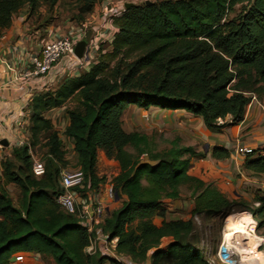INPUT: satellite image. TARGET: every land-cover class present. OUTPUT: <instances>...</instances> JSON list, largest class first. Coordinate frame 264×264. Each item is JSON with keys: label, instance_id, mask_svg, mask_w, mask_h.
I'll return each instance as SVG.
<instances>
[{"label": "trees", "instance_id": "16d2710c", "mask_svg": "<svg viewBox=\"0 0 264 264\" xmlns=\"http://www.w3.org/2000/svg\"><path fill=\"white\" fill-rule=\"evenodd\" d=\"M59 1L0 0V30L10 27L24 6L32 13L41 5L52 10ZM96 2L76 0V18L91 14ZM113 24L110 50L98 46L88 71L31 101L29 146L45 141L49 161L44 176L31 174L27 146L11 154H26L21 162L27 173L21 168L13 172L11 159L1 164L0 264H9L18 253L38 255L52 264H118L98 253L86 254L94 234L55 203L60 194L57 177L67 163L46 114L73 100L77 107L66 111L63 136L72 144L84 176L80 192L96 191L104 182L95 175L97 150L119 167L111 183L115 196L124 200L99 227L111 250L136 264H209L198 248L205 242L196 235L193 218L218 215L229 208L228 199L205 183L206 173L191 174L190 159L197 156L193 149L174 142L169 150L156 152L146 135L122 130L121 115L133 105L145 111L183 110L200 117L208 130H221L217 121L227 116L232 123L240 122L250 95L264 96V0H161L125 9ZM210 157L221 161L230 155L214 148ZM243 161L247 171L264 174V149L251 151ZM186 183H194L191 219L165 221L164 201L178 200L179 188ZM9 184L19 190L18 206L6 190ZM253 203L257 207L250 215L260 229L264 197H255ZM156 217L162 220L159 225L153 222ZM165 239L170 241L163 246Z\"/></svg>", "mask_w": 264, "mask_h": 264}, {"label": "crops", "instance_id": "0c3cea01", "mask_svg": "<svg viewBox=\"0 0 264 264\" xmlns=\"http://www.w3.org/2000/svg\"><path fill=\"white\" fill-rule=\"evenodd\" d=\"M98 12L97 8L96 10L94 9L93 14H89L84 24L82 23L80 25V27L83 25H86V27L90 26L85 30L86 39L84 41H86V45L87 35L90 33L94 35L95 39L101 38L96 37L98 34L97 30L100 26V21L95 19ZM21 13L19 12L13 18L10 27L0 30V140L4 145L13 143L15 139L22 138L23 132L28 130L30 104L34 97L57 88L65 80L79 76L80 73L88 71L93 65L87 68V60H83V57H80L79 60L82 59L81 63L77 64L73 61H63L56 67L54 72L42 80H37L35 77H24L26 72L33 71L30 62L32 58L38 55L43 45L46 42L61 38L63 34L60 35L59 33L62 31L59 32L52 25L34 28L31 26L30 19L27 18L28 15L25 17L26 15ZM89 19H93V21L89 22ZM78 28H73L72 26L67 27L63 33L64 35H72L74 30ZM84 41H79L78 43ZM100 45L103 46L102 43H99L95 45V48ZM82 52L84 53V49ZM255 98L254 101H250L245 107L244 116L240 122L232 123V119L229 116L223 120H218L217 125L223 127L219 131L208 130L200 117L193 116L183 110L164 111L156 107H150L145 111L133 105L127 106L123 111L121 127L125 133H131L123 127L122 119L124 117L127 119L130 131H132L131 120L134 117L140 119L144 113H156L157 120L160 124L159 127L166 133L176 134L175 141L172 140L170 143L175 142L177 146L179 144L180 147L191 148L196 154L201 152L198 149V147H201L206 158L211 155L214 148L224 149L229 153L230 158L214 161L223 164L228 182L236 184V188L240 190H242L243 186L254 187L253 192L260 191L256 196L264 197V174H254L247 171L244 168L243 161L245 157L244 150L257 152L264 149V96H255ZM65 109L66 106L49 111L46 114V118L47 115L62 113ZM162 117L163 119H161ZM51 122L55 126V123L53 121ZM206 149L207 153H205ZM97 155L98 161L95 164V175L98 178H101L99 171L101 170L102 164H106L104 169L107 166L113 167L115 170L114 176L119 173L118 164L113 160L106 159L102 150H97ZM1 158H4L2 159L3 162L12 158L11 155L9 156L8 149L5 148L3 151H0ZM11 187L17 188L15 185L9 184L6 186V189H10ZM88 195L89 198L100 201L108 213L117 210L124 200L123 198L118 199L115 196L113 201H110L102 190L101 185L96 191L89 192ZM165 221L170 220L165 219ZM165 240L167 243L170 241L169 239ZM31 255L33 254H15L11 257L10 264H39L41 262L40 256L35 255L37 257L34 258ZM259 257V254L254 255L253 259L257 258L260 260ZM126 259L129 261L128 257ZM255 262L259 264V261L255 260ZM105 264L111 263L106 262ZM132 264L136 263L132 262ZM142 264H149V261Z\"/></svg>", "mask_w": 264, "mask_h": 264}, {"label": "rangeland", "instance_id": "374dc122", "mask_svg": "<svg viewBox=\"0 0 264 264\" xmlns=\"http://www.w3.org/2000/svg\"><path fill=\"white\" fill-rule=\"evenodd\" d=\"M161 0H97L96 5L94 9L97 11L100 10V7L102 4L105 5H112L116 6L114 7L115 11L118 13L122 12L123 8H125V5L130 4L133 6H141L145 2H159ZM93 9V11H94ZM24 11V12H23ZM19 12H22L21 14L24 13L26 15L25 17H28L31 21V26L34 28H41V26H53L54 28L58 29L59 33L63 37H68L69 35H64V31L67 29V27H73V28H78L80 25L83 23L85 19L89 17V15L84 17L83 20H79L76 18L77 16V3L76 0H60L57 5L52 9L48 10L47 6L41 5L38 9H36L34 12L30 13L29 8L27 6H24ZM18 12V13H19ZM17 13V14H18ZM16 14V15H17ZM93 14V13H91ZM117 14V13H116ZM15 15V16H16ZM14 16V17H15ZM13 17V18H14ZM97 21H100V26L102 24V21L99 17H95ZM95 20V22H96ZM93 19H89V22H92ZM97 23V22H96ZM97 30V32L100 30ZM90 26L84 25L83 31L85 32L86 29H88ZM61 28V29H60ZM112 31L116 32V29H112L109 33L107 34V37H103L101 40L95 39L94 35H92L89 31V35H87V41L91 42L90 45L88 46V51L84 52L81 56L83 57V60H87L86 62V67L88 68L90 65L94 64V62L97 59L98 55V47L95 48L94 46L96 44L102 43L103 44V52L110 50V42L113 39V33ZM74 33V32H73ZM89 36V37H88ZM86 37V34H85ZM94 37V38H93ZM89 38V39H88ZM58 40V39H56ZM104 41V42H101ZM85 72V71H84ZM81 74V73H80ZM76 100L70 101L67 103L66 109L57 115H47V118L50 119L55 123L54 130L58 134L60 139H64L65 137L63 136V132L66 129V124L68 122L67 117H66V111L75 109L77 107ZM164 111H167L166 109ZM122 116V115H121ZM126 118H128L126 116ZM125 117L122 119L123 122V127L129 131V132H137L140 134H145L149 137L151 146L156 152H164L167 151L171 148V143L170 141L175 139L174 133H166L164 132L160 127H159V121L157 120V114L156 113H144L140 119L137 117H134L131 122H132V131L129 129V124L127 122V119ZM163 119V117L161 118ZM134 123V124H133ZM122 128V127H121ZM46 136H43L45 138ZM43 138H41L43 140ZM65 142L63 143V153H64V159L67 163V166L62 168V169H77L78 167V160L76 158L75 152L71 148V144H67V141L64 140ZM175 141V140H174ZM45 141H41L40 144H37L35 146H30L29 151L27 152V155L29 156L28 165L29 168L31 169V155L34 157H38L41 160L44 161L45 167L48 165L49 157H48V149L44 146ZM178 144V143H177ZM181 144V143H180ZM178 147L180 145L178 144ZM201 152L197 154L195 158L190 159L192 168H191V174H195V171L199 169V166H197L199 163L202 164V168H206V170L200 169L199 173H196V175H201L202 173H206V175L203 176V180L205 183H207L210 186H215L218 187L220 191L224 194V197L228 199L230 206L226 210H223L220 212L218 215L211 217L210 219L207 220H201L200 218L194 217L193 221L196 225L197 228V233L196 235L198 238H200L201 243L205 242V244H200L198 245V248L201 250L203 255L205 256L206 260H209V257L215 256V253L217 250L220 249L222 245V233L224 226L228 224L231 221L238 220L241 216H249L254 223V229L252 230L251 233L248 232L249 235L256 236L259 239H262L260 242L261 246L258 249V254H259V259L257 258L253 259V256H251L248 253V250L246 248H240L236 247L234 243H230L227 245V249H229V253L231 254V264H256L255 260L259 261V264H264V227L257 229V223L255 220L251 217L250 211L253 209H256L257 205L253 203V199L257 197L258 192H253L254 187H249V186H243L245 189L242 188V190L236 188V184H233L232 182H228L226 178V173L224 171V166L221 163H217L214 161L212 158L205 156L204 152L202 151L201 147H198ZM129 152L134 153V151L129 148ZM97 155V154H96ZM105 156V154L103 153ZM26 156V154H22L20 158H16L12 156L11 161L12 165L11 168L13 172L16 173L17 168H21L22 173H27L26 167L24 164L21 162L22 158ZM106 157V156H105ZM188 157V156H185ZM0 159V167L1 164L4 163ZM106 159H109L106 157ZM111 160V159H110ZM98 161V155H97V160ZM95 163V164H96ZM106 164H102L100 172V177L104 179V182L101 184V188L106 193L107 189L112 186L111 180L116 177L114 176L115 170L113 167H106L104 169V166ZM203 168V169H204ZM1 173V170H0ZM59 175L57 177L56 181V189L59 190ZM3 183V181H1ZM229 183V185H228ZM194 188V183H186L179 188V193H180V198L176 201H169L167 202L164 201V206L166 208V215L165 219L166 220H189L191 219V211L194 207L193 204V197H192V190ZM10 198L12 199L13 203L15 206H18L19 204V190L17 188L11 187L10 189H6ZM82 197H86L83 193L81 194ZM113 201V200H110ZM161 219L159 217L154 218L153 222L156 225H159L161 223ZM248 234H237L233 235L231 237V242L238 240L240 241L243 239L245 241L246 238H248ZM167 243L166 240L162 242V245L164 246ZM235 246V247H233ZM234 249V250H232ZM32 257L36 258L34 254L31 255ZM125 257V256H124ZM126 258V257H125ZM129 259V258H128ZM10 264V263H9ZM32 264V263H30ZM36 264V263H34ZM39 264H52L50 259L46 258H41V262ZM112 264V263H111Z\"/></svg>", "mask_w": 264, "mask_h": 264}, {"label": "built area", "instance_id": "2783aa9c", "mask_svg": "<svg viewBox=\"0 0 264 264\" xmlns=\"http://www.w3.org/2000/svg\"><path fill=\"white\" fill-rule=\"evenodd\" d=\"M114 7L116 6L102 4L99 12L96 14V16L102 21L101 28L96 35V37H101L99 40L103 37H107L106 33L115 29L113 18L121 16L125 11V8H123L122 12L118 13L115 11ZM83 27L84 25L74 30V33L68 37L46 42L38 55L32 58L30 62L33 71L26 72L24 77H35L37 80H42L54 72L56 67L63 61H73L77 64L81 63L82 59L79 60V58L75 56L74 50L79 41H84V39H86ZM112 33L114 34L115 31H112ZM90 43L92 44V41H87V45L85 43L84 52L89 50L88 46ZM255 99L254 95H250V101H254ZM64 140L67 141L68 145L71 144L66 138L63 140L60 139L62 147L65 142ZM24 146H27L29 151V133L27 130L23 132L22 138L13 140V143H7L4 145L0 140V151H3L5 148L8 149L9 156L12 154L13 149H18ZM71 148L73 150L72 144ZM243 153L246 155L251 153V151L244 150ZM31 159V174L35 178L43 177L45 174L44 161L32 155ZM83 178L84 176L80 168L73 170L67 168L60 169L58 181L60 194L55 197L56 205L59 207L60 211L74 217L88 234H94V238L89 240V245L85 249L86 254L95 255L98 253L101 257L114 260L118 264H132L130 259L127 261L124 256L115 254L108 244L107 237L101 234L99 227L107 218L108 212L100 201L89 198V192H86L85 198L82 197L80 190L83 189ZM105 194L109 200L115 198V193L111 186L107 189ZM230 256L231 254L227 247L223 250L220 247V249L216 251L215 256L211 255L209 257L208 263L231 264L230 262L232 261Z\"/></svg>", "mask_w": 264, "mask_h": 264}, {"label": "bare ground", "instance_id": "6f19581e", "mask_svg": "<svg viewBox=\"0 0 264 264\" xmlns=\"http://www.w3.org/2000/svg\"><path fill=\"white\" fill-rule=\"evenodd\" d=\"M253 229L254 223L249 216H241L240 218H238V220L229 222L224 226L223 229L221 249H226L228 244L234 243L236 247L246 248L251 256L258 255L257 251L261 246L260 242L262 241V239L248 234V232L251 233ZM237 234H248V238H246L245 241L241 239L240 241L238 240V242H231V237Z\"/></svg>", "mask_w": 264, "mask_h": 264}, {"label": "water", "instance_id": "95a60500", "mask_svg": "<svg viewBox=\"0 0 264 264\" xmlns=\"http://www.w3.org/2000/svg\"><path fill=\"white\" fill-rule=\"evenodd\" d=\"M146 5L151 4L150 2H145ZM133 5L127 4L125 5V9L128 10L129 8H131ZM85 47V42H80L76 45L75 50H74V54L77 58H80L82 56V51ZM205 153H207V149L205 150ZM202 164L199 163L197 166H201Z\"/></svg>", "mask_w": 264, "mask_h": 264}, {"label": "flooded vegetation", "instance_id": "af4514ba", "mask_svg": "<svg viewBox=\"0 0 264 264\" xmlns=\"http://www.w3.org/2000/svg\"><path fill=\"white\" fill-rule=\"evenodd\" d=\"M203 168H204V167H203ZM203 168H202V165L199 166V169H197V170L195 171V174H196V173H199V172H200V169H202V170H206V168H204V169H203ZM195 174H194V175H195Z\"/></svg>", "mask_w": 264, "mask_h": 264}]
</instances>
